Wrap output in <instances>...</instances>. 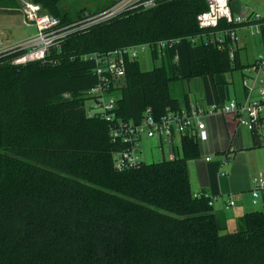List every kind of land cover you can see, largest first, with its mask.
Returning a JSON list of instances; mask_svg holds the SVG:
<instances>
[{
  "label": "trees",
  "instance_id": "16d2710c",
  "mask_svg": "<svg viewBox=\"0 0 264 264\" xmlns=\"http://www.w3.org/2000/svg\"><path fill=\"white\" fill-rule=\"evenodd\" d=\"M30 1L64 24L114 2L72 16L60 0ZM18 7V0H0L1 10ZM206 9L207 0H160L73 31L44 61L15 64L19 52L0 55V264H264V210L245 213L224 232L212 198L194 193L189 162L200 156L198 136L183 135L174 158L118 169L114 153L127 145L114 141L109 121L86 110L99 81L86 53L175 41L154 52L161 63L151 69L127 61L116 116L136 123L148 108L160 118L189 105L172 95L173 81L244 70L239 49L230 56V39L223 48L192 41L204 32L198 16ZM227 26L235 25L220 24Z\"/></svg>",
  "mask_w": 264,
  "mask_h": 264
},
{
  "label": "built area",
  "instance_id": "2783aa9c",
  "mask_svg": "<svg viewBox=\"0 0 264 264\" xmlns=\"http://www.w3.org/2000/svg\"><path fill=\"white\" fill-rule=\"evenodd\" d=\"M159 1L114 0L110 6L97 13L88 12L83 18L64 24L61 18L45 11L41 4L26 0L22 9L23 23L28 26L34 25L37 32L27 40L13 45H5L0 37V55L5 52H19L20 54L13 60L15 64L44 61L51 50L60 48L73 31L86 30L129 9L153 7ZM207 3L208 9L198 16L199 26L204 32L192 37V41L197 42L202 38L223 48L224 43L230 39L232 42L230 56L234 58L235 48H238L240 27H248L251 34H258L264 38L263 13L244 11L237 14L232 8V0H207ZM222 21L235 26L221 28ZM174 44V40H159L132 44L106 53L90 52L83 55L85 59L95 62L93 71L99 79L98 83L87 92L89 96L86 105L87 114L91 117L101 116L109 121L114 141H122L127 145V148L114 153V164L118 169L137 166L143 162L141 142L144 136L158 140L163 150L165 141H168L172 152L171 158H174L177 149L181 146L183 135L191 134L198 136V139L206 138L205 117L216 111L234 114L240 125L247 127L252 133L258 132L264 143V51L244 69L242 99L234 98L225 103H213L209 108L199 102H192L179 110H170L160 118L154 116L152 108H148L139 123L116 116L119 88L125 80L127 61L137 60L147 52L153 56L155 51L160 52L162 48ZM176 141L179 144H176ZM207 159L209 160L210 157ZM253 183V194L258 197L259 190L264 187V178L255 176ZM230 203L234 204V201Z\"/></svg>",
  "mask_w": 264,
  "mask_h": 264
},
{
  "label": "crops",
  "instance_id": "0c3cea01",
  "mask_svg": "<svg viewBox=\"0 0 264 264\" xmlns=\"http://www.w3.org/2000/svg\"><path fill=\"white\" fill-rule=\"evenodd\" d=\"M232 8L237 14L244 11H255L249 6L241 7L235 4H232ZM261 10H263L261 13L264 14V8ZM240 37L241 44L239 39L237 41L240 60L244 65H250L263 51L264 38L262 36H260L261 39L259 38L262 42L259 53L255 52L251 60L244 61L241 49L246 48L248 42L253 45V39L249 37L248 33ZM221 77L224 76H218V78ZM222 79H218L217 82L220 84L226 82ZM224 92L225 95L222 90H217L215 94L210 93L200 100L192 99L190 96H186L185 100H179L182 105L199 102L209 108L213 103H225L234 98L242 99L244 96V88L241 98L237 97L236 92L234 93L235 97L230 98L226 87ZM205 121L206 142L201 145L204 156L201 157L197 170L194 172L195 182L192 180L190 170L192 188L195 194H206L212 198L214 213L220 229L226 232L235 229L238 226L239 218L245 213L264 210V187L259 190L258 197L253 194L255 175L264 178V143L256 145L253 133L245 126L240 125L234 114L216 111L209 113L205 117ZM210 156L213 157L208 160L207 157ZM230 201H234V204H231Z\"/></svg>",
  "mask_w": 264,
  "mask_h": 264
},
{
  "label": "rangeland",
  "instance_id": "374dc122",
  "mask_svg": "<svg viewBox=\"0 0 264 264\" xmlns=\"http://www.w3.org/2000/svg\"><path fill=\"white\" fill-rule=\"evenodd\" d=\"M18 1H19V7L17 9L14 10L0 9V37L4 40L5 45H13L21 41L27 40L37 32V28L34 25L28 26L23 23L22 9L24 7L26 0H18ZM112 1L114 0H60V7L64 12L69 13L72 16H77L82 10L95 11L99 8H102L110 4ZM232 4L241 7L249 6L251 9L260 12L263 11L261 10V8H264V0H232ZM250 31L251 30L245 26L241 27L238 30L239 43L241 40L240 36L242 35L244 36L246 33H248L249 37L253 39L252 41L253 45H251V43L248 42L246 48L241 49L242 58L244 61L251 60L254 57L253 56L254 53L255 52L257 53L260 50V48H262L260 35L258 34L251 35ZM178 60L180 61V64L182 66L183 75L184 76L188 75L189 63L187 60L186 45L184 41H182L178 46ZM139 61L141 63L142 68L144 69H151L155 65H159L161 63L160 60L154 59L152 54L149 52L142 54L139 58ZM244 72L245 70H236L234 72L223 74L224 77L221 78H223L222 80L226 82L221 84L217 82L221 80V78H218V76L216 78H213L211 75H205L202 77H192V78H188L187 76H185L183 78H180L172 82L171 84L172 95L179 98L180 100H185L186 96H190L192 99L200 100L205 96L207 97V95L210 93L215 94L217 90L218 91L222 90L223 94L225 95L224 88L226 87V89L228 90L227 93L230 96V98L235 97L234 94L235 92L237 94V97L241 98L243 94ZM199 142H200V156L189 162V169L191 170L192 180H194V182L196 180V176L194 172H196L197 170V165L198 162L201 160V157L204 156L201 145L206 142V138L205 139L199 138ZM176 144H178V142ZM141 150H142L141 157L145 162H153V161L162 160L164 158H170L172 154L169 148L168 141H165L164 151H163V149H161L160 147L158 140L148 138L147 136L143 137V140L141 142ZM212 157L210 156V159H212ZM216 157L217 156L215 155V158ZM255 176H259V175H255Z\"/></svg>",
  "mask_w": 264,
  "mask_h": 264
}]
</instances>
